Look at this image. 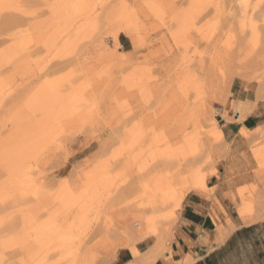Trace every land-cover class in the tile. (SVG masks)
Returning <instances> with one entry per match:
<instances>
[{"label":"rangeland","instance_id":"rangeland-1","mask_svg":"<svg viewBox=\"0 0 264 264\" xmlns=\"http://www.w3.org/2000/svg\"><path fill=\"white\" fill-rule=\"evenodd\" d=\"M190 191L264 219V0H0V264L170 255Z\"/></svg>","mask_w":264,"mask_h":264},{"label":"crops","instance_id":"crops-1","mask_svg":"<svg viewBox=\"0 0 264 264\" xmlns=\"http://www.w3.org/2000/svg\"><path fill=\"white\" fill-rule=\"evenodd\" d=\"M254 117L224 124L227 135L255 127ZM220 207L202 191H190L182 200L179 220L169 240L170 255L152 264H264V219L251 223L227 222L224 199ZM222 208V209H221ZM117 262L126 264L120 254Z\"/></svg>","mask_w":264,"mask_h":264},{"label":"bare ground","instance_id":"bare-ground-1","mask_svg":"<svg viewBox=\"0 0 264 264\" xmlns=\"http://www.w3.org/2000/svg\"><path fill=\"white\" fill-rule=\"evenodd\" d=\"M165 196L166 195L164 192H161L159 194L153 193L150 195L152 199H156V201H158L159 205H164L166 200ZM238 214L240 218L246 221L247 214H245L242 208L238 209ZM147 224H148V228L146 229L148 236L147 238L148 240H150L152 244L153 251L152 254L142 264H152L157 259L158 256L162 254H164L165 256L169 255L167 253L168 250L166 246V242H167L166 238L169 235V228L167 221H162L160 223H147ZM133 255L135 259V254L133 253ZM126 264H131V262H127Z\"/></svg>","mask_w":264,"mask_h":264}]
</instances>
